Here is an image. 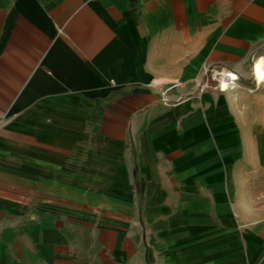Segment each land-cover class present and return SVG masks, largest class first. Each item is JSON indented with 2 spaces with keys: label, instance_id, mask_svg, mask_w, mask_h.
Instances as JSON below:
<instances>
[{
  "label": "crops",
  "instance_id": "obj_1",
  "mask_svg": "<svg viewBox=\"0 0 264 264\" xmlns=\"http://www.w3.org/2000/svg\"><path fill=\"white\" fill-rule=\"evenodd\" d=\"M263 174L264 0H0V264H264Z\"/></svg>",
  "mask_w": 264,
  "mask_h": 264
},
{
  "label": "built area",
  "instance_id": "obj_2",
  "mask_svg": "<svg viewBox=\"0 0 264 264\" xmlns=\"http://www.w3.org/2000/svg\"><path fill=\"white\" fill-rule=\"evenodd\" d=\"M220 70V69H218ZM222 71V70H220ZM236 75V74H235ZM228 79V78H227ZM223 80V79H222ZM239 81V76L236 75V77L232 80V79H229L226 81V87L223 88V89H219V91H225V90H228V89H232L236 83ZM205 88H208V81L205 82V84L203 85ZM217 86L218 84H216L215 86H213L214 89L218 90L217 89ZM261 182L264 183V174L261 176Z\"/></svg>",
  "mask_w": 264,
  "mask_h": 264
},
{
  "label": "rangeland",
  "instance_id": "obj_3",
  "mask_svg": "<svg viewBox=\"0 0 264 264\" xmlns=\"http://www.w3.org/2000/svg\"><path fill=\"white\" fill-rule=\"evenodd\" d=\"M215 71L216 70H214V71H211L208 75H207V80H208V83L209 84H212V76H213V74L215 73ZM208 84V87H212V85H209ZM215 85V84H214Z\"/></svg>",
  "mask_w": 264,
  "mask_h": 264
},
{
  "label": "bare ground",
  "instance_id": "obj_4",
  "mask_svg": "<svg viewBox=\"0 0 264 264\" xmlns=\"http://www.w3.org/2000/svg\"><path fill=\"white\" fill-rule=\"evenodd\" d=\"M218 82V76L216 75V72L213 74V76H212V84H215V83H217ZM209 84V83H208ZM209 85H211V84H209Z\"/></svg>",
  "mask_w": 264,
  "mask_h": 264
}]
</instances>
